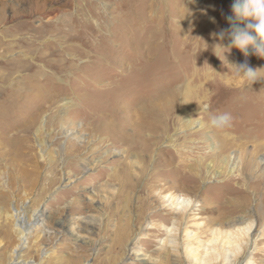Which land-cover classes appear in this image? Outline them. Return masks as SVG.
<instances>
[{
	"label": "rangeland",
	"instance_id": "rangeland-1",
	"mask_svg": "<svg viewBox=\"0 0 264 264\" xmlns=\"http://www.w3.org/2000/svg\"><path fill=\"white\" fill-rule=\"evenodd\" d=\"M234 2L0 0V52L14 45L2 65L43 66L39 45L57 42L59 66L27 103L15 83L27 70L0 80V93L23 95L0 104V264H264V79L234 76V65L264 69V58L226 49ZM222 113L231 126L211 127ZM229 156L239 163L230 173ZM172 195L191 201L183 218L163 206ZM35 209L46 217L17 258L16 214L28 222Z\"/></svg>",
	"mask_w": 264,
	"mask_h": 264
},
{
	"label": "bare ground",
	"instance_id": "bare-ground-1",
	"mask_svg": "<svg viewBox=\"0 0 264 264\" xmlns=\"http://www.w3.org/2000/svg\"><path fill=\"white\" fill-rule=\"evenodd\" d=\"M72 35V34H71ZM69 36V35H68ZM73 39V37H71ZM19 40V39H18ZM72 41V40H70ZM74 41V39H73ZM16 43V41H14ZM12 44V43H11ZM9 44V46H7L6 44V47L7 48H3V52H0V53H4V52H7L8 51H11L10 49L13 48L14 45H11ZM14 44V43H13ZM24 44V43H23ZM64 44V43H63ZM2 42L0 41V48L2 46ZM40 46V51L37 53L36 55V59L37 61L39 62H45L46 64H44L43 66L39 65L38 63H36V61H32L31 64H28V61L26 60H23V59H17L13 62H9L8 64H4L2 65V63L0 62V80L2 82H4V84H10V82L13 80L12 79V72L15 71L16 69H19L20 68V71H24V70H27L28 73L26 74H23V75H18L19 76V79L17 81H15V83L18 85L17 88H20V90H22L21 93H23V91H26L24 97L26 98L25 99V102L27 103L28 100L29 102H31L30 100H33L34 97L36 96L37 93H35L36 89L50 83L53 81V76L52 74L54 73V71H57L59 70V66L55 63V60L52 58L54 57V55L57 54L58 52V49H57V42H54V43H51V44H46L43 47V45H39ZM49 50L48 52L49 53H46L44 52L45 50ZM70 50V49H69ZM1 51V50H0ZM62 51V50H61ZM87 54V53H86ZM89 56V55H88ZM91 56V55H90ZM84 57V56H83ZM2 58V57H1ZM55 58V57H54ZM34 59V58H33ZM3 60V59H2ZM76 60V59H75ZM78 60V59H77ZM30 62V60H29ZM64 62V61H63ZM87 63V62H86ZM92 64H94L93 61H88V66H91ZM40 67H39V66ZM68 65V64H67ZM3 66H5L6 68H2ZM34 68H33V67ZM45 67V68H44ZM67 67V66H66ZM65 67V68H66ZM85 67V66H84ZM62 68V66H60V69ZM17 79V78H16ZM25 79V80H24ZM5 86V85H4ZM9 89V88H8ZM4 90V89H3ZM14 90V89H13ZM5 91V90H4ZM19 89L17 90L16 95H13V94H4V93H0V104H3V103H8V102H13L14 100H18L20 102L21 98L23 97V95L20 94V92L18 93ZM10 93V92H9ZM24 94V93H23ZM39 96V95H37ZM18 102V103H19ZM71 101H68L66 102L65 104L63 105H67L68 103H70ZM22 104V103H21ZM35 105V108L36 110H38L42 103L41 102H36ZM23 106V104H22ZM30 106V104H29ZM102 107V106H100ZM164 110H169V108H162ZM35 110V109H33ZM164 110H160V111H164ZM97 111V110H96ZM154 112V111H153ZM100 113V112H99ZM169 113V112H168ZM2 114V113H0ZM162 112L160 113H156L155 114V118H154V121H157L158 124H162V118H161V115ZM3 115V114H2ZM138 115V114H137ZM153 115V114H151ZM129 116V115H128ZM169 116V115H168ZM141 116L138 115V118L137 119H140ZM164 118V117H163ZM106 119V118H105ZM105 119L103 118V116H98L97 118H94L95 122L97 123V127H99V129L101 128H106V121ZM153 119V118H152ZM35 120H37V116L35 115V117L32 119V121L30 122V124H33L35 122ZM93 120V121H94ZM132 120V119H131ZM170 120V119H169ZM123 121V120H122ZM142 121V124L141 126H139V128L141 129L143 123H146L145 120H139V122ZM168 121V120H167ZM112 123V122H111ZM133 123V122H132ZM157 124V125H158ZM107 126H108V123H107ZM159 126V125H158ZM95 124H94V126ZM110 127V130L108 131L109 133H115L117 131H123V126H121L120 128L118 127V125H115V124H111V126L109 125ZM108 127V129H109ZM27 128V127H26ZM39 128V127H38ZM143 128V127H142ZM165 128V127H163ZM34 130V128H33ZM160 130V129H159ZM22 131V130H21ZM29 131V130H28ZM77 131L78 130H72V131H67L68 135L69 134H73L74 138H78L79 140H83L85 137L82 136V135H77ZM96 131V130H95ZM18 133V132H17ZM66 133V134H67ZM106 133V132H105ZM107 133V134H109ZM222 142H223V149L225 148V145L230 141L229 138H227L226 136L227 135H222ZM130 137V136H129ZM128 136H126L124 133H122V136L119 138L121 140H124L125 142L126 141H129V138ZM111 138V137H110ZM131 141V139H130ZM28 142V141H27ZM90 142V141H89ZM10 143V142H9ZM21 143V142H20ZM30 146V145H29ZM209 146H210V149L211 151L213 152H216L217 151V144L216 143H212L210 142L209 143ZM232 146V145H231ZM262 146V145H261ZM19 152V151H18ZM223 152V151H222ZM1 155V154H0ZM24 157V156H23ZM264 158V157H263ZM231 159L232 157H227L225 159V162H226V165L229 167V173L230 172H234L235 169H238V164L239 163H236V164H233L231 162ZM9 162V161H8ZM1 165V164H0ZM243 166V165H242ZM246 166V165H245ZM181 167V166H180ZM190 200L187 199V198H183L182 201H180V198H177V197H173L170 196L168 199L164 200L163 202V206L168 209L169 211H171L172 214L175 215V218L176 219H180V218H183V215L181 214V211L180 210H183V209H186L190 206ZM17 217L15 218L14 222L16 221L17 222V226H18V229H17V232H18V235L20 236V240H22V242L19 244V251L16 252V256L17 258L20 257V251L21 249L23 248L24 244H25V236H26V233H27V230H29L28 232H30L32 226H35V224L41 220V217L42 218H45L46 215H45V212L44 211H40L39 209H35L33 211L32 214H30L29 216V221L26 222L25 220V215H21V214H16ZM14 215L11 214L10 217H13ZM28 217V216H27ZM28 219V218H27ZM64 227L68 228V227H71L73 226V222L71 220H66L64 223H63ZM212 232H214L215 234L219 235V236H222V240H223V244L226 245V243L228 244H231L232 243V235H233V232L231 230H220L218 227L217 228H213L212 229ZM188 235L189 236H193L191 235V232H188ZM166 244L169 242V238L166 239ZM13 252V256H15V253ZM141 253L138 252L137 255H140ZM139 259V261L142 263V264H150L152 260H149L145 255L142 256V257H137ZM42 260V259H41Z\"/></svg>",
	"mask_w": 264,
	"mask_h": 264
},
{
	"label": "clouds",
	"instance_id": "clouds-1",
	"mask_svg": "<svg viewBox=\"0 0 264 264\" xmlns=\"http://www.w3.org/2000/svg\"><path fill=\"white\" fill-rule=\"evenodd\" d=\"M233 15L227 17L231 24L228 31L230 43L226 49L235 47L247 57L251 49L252 54L264 58V0H235L231 6ZM240 25H244L241 27ZM219 39L223 40L225 32L221 31ZM225 48L222 44H217ZM216 46V45H215ZM216 53V47H214ZM218 56V55H217ZM236 78L247 81L249 84L264 79V71L253 70L247 63L234 65ZM232 116L230 113H222L210 117L211 127L223 129L231 126Z\"/></svg>",
	"mask_w": 264,
	"mask_h": 264
}]
</instances>
